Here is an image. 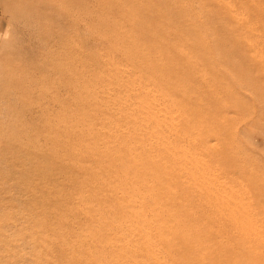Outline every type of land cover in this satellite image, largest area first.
I'll list each match as a JSON object with an SVG mask.
<instances>
[{
	"label": "rangeland",
	"instance_id": "374dc122",
	"mask_svg": "<svg viewBox=\"0 0 264 264\" xmlns=\"http://www.w3.org/2000/svg\"><path fill=\"white\" fill-rule=\"evenodd\" d=\"M110 2L81 0V32L69 30L66 36L74 38L75 50L82 56L75 62L69 55L65 62L70 72L54 74L45 86L46 95L51 93L48 98L42 97L49 106L47 119L41 116L40 108H35L34 132L26 128L27 121L20 123L18 117L28 100L16 90L26 78L40 77L27 72V62L21 57L34 28L25 15L17 14L16 9L22 5L19 0H0V264H69L67 257L75 252L84 257L77 264H90V259H97L99 264H118L124 249L129 259L140 253L150 259L143 242H149L146 246L153 247L166 264H186L170 251L188 241L177 237L168 246L159 234L161 226L178 224L194 225V231L201 235L196 242L197 248L202 245L201 250L204 244L227 249L230 243L240 242L239 247L229 250L234 255L249 254L250 250L264 253V0H179L189 10L173 28L207 31L206 41L212 45L193 47L201 40L197 37L169 40L171 55L188 56L190 71L200 72L196 79L186 77L187 89H181L178 97L166 91L167 75L154 66L161 58L151 44L140 45L148 58L141 62L120 50L126 45L115 46L117 38L108 34L110 30L136 31L143 23L131 26L111 16L101 21ZM135 2L145 7L157 3ZM173 2L165 9L167 14L177 11ZM59 6L50 12L52 27L56 28L52 32L62 25ZM133 9L125 14H136L137 8ZM72 12L78 16L76 8ZM146 22L160 24L159 19ZM176 63L185 69L183 62ZM183 96L194 100L193 109L200 108V118L185 113ZM84 105L92 108L83 109ZM216 125L223 127L222 136L212 133L218 130ZM41 130L38 147L31 154L12 141L16 137L17 142L28 143ZM170 136L174 140H169ZM167 142L179 155L186 154V158L178 157L179 161L186 160L180 165L196 180L192 183L194 197L185 194L189 183L180 171L178 179L169 183L176 187L178 196L185 194L182 202L187 207L151 201L157 195L155 184L164 179L148 175L145 167L170 165L165 156L155 153ZM141 154L149 159L128 174L133 166L129 158L138 160ZM114 167L117 176L110 175ZM168 178L170 181L171 176ZM222 191L229 203L236 204L228 216L237 218L239 211L250 217L235 226L224 227V220L214 222L212 207L202 204L197 192L210 200L215 192L223 196ZM125 207L139 213L146 223L139 226L129 217L120 218ZM67 210L80 214L73 216ZM247 230L262 233L248 240ZM139 236L149 241L134 238ZM207 252L203 251L207 264H229L235 259L233 254L228 259L213 248Z\"/></svg>",
	"mask_w": 264,
	"mask_h": 264
},
{
	"label": "bare ground",
	"instance_id": "6f19581e",
	"mask_svg": "<svg viewBox=\"0 0 264 264\" xmlns=\"http://www.w3.org/2000/svg\"><path fill=\"white\" fill-rule=\"evenodd\" d=\"M104 1H106V0H104ZM112 1L113 2H110L112 4H110L109 6H106L104 9V11L107 10L108 13L104 14L102 12L101 21L103 18L111 16L114 19H116L117 21L119 19L120 21H123V23L124 22L129 23V25H131V26H132V24H134L136 22H142L143 23L142 26L137 27V30L134 29L136 31H121L119 28L117 29L115 27L113 29H116V31L110 30L109 33L107 32L111 36L116 35L115 38H117V43H115V46L117 47V44H120V43L126 45V46H124V48L121 47L122 49H120V50H124L123 53L124 52L129 53L132 60L137 61V62H141V61L147 60L148 58H147V53H144V51H142V49L140 48V45L143 43L151 44L152 47L155 48L156 53L159 54V57L161 58V61H156L153 63L154 66L155 67L157 66L156 68H159V69H164V72L167 75L168 83L166 85V91H168L169 93H172L178 97L181 89H185V88L187 89L186 77L188 75H190L193 79H196L200 75V72L197 70L190 71V69H192V67H191L190 61L188 60L189 59L188 56H186L182 53H181V55L180 54L171 55V52H170L171 48L169 46V40L172 37H176L182 41H184V39H186L188 37H192V38L197 37V38H200L201 40L198 41L197 44H195V45L193 44V47L199 46V47L209 48V46L212 44H210V42L207 43V41H206L207 40V34H206L207 31H196V30H194L193 27L187 28V29H191V31H188L187 29H183L182 27H178V26H176V27H178L176 29L173 28V27H175V25L177 24V21L179 19L185 17V16L183 17V15H186L185 11L189 10L187 8V6H184V5L182 6L183 3H180L182 0H180V2H179V0H175V4H176L175 7H176L177 11H175L174 13H169V14H167L165 9L167 7H169L170 4L174 5L173 0H153L154 2H157V3L154 5H151V6H146V7L144 5H137L139 2L133 3V0L132 1L131 0H112ZM19 2L22 5H20L16 9L17 14L21 17H23L25 15L27 17L26 19L28 21V24L31 25L32 28H34L33 29L34 32L33 33L30 32L31 35H30L29 47L27 49H25L24 52L22 51L23 55L21 57L26 60L25 62H27V66H26L27 72L29 74H32L35 76H37L36 74H39L40 77H38V78L35 77L32 79L26 78V80L21 81L22 82L21 88L16 89V90H20L21 93H23V95L26 96L27 100H28V102L25 103L24 107L22 108V112L18 118L20 120V123L27 121V123H25L26 128L33 129V131L35 132L36 126H37V122H36L37 117L32 116V114H33L32 111L35 108H40L39 111L43 112L41 116H43L45 120L47 119L46 112L48 113L47 108L49 106L42 102V100H43L42 97L45 96L46 92H47V89L44 90L45 86L49 85V83L51 82V78L53 77L54 74H56V73L61 74V72L63 74H66L67 72H70V69L66 67L67 63L65 62L69 58V55H71V58L74 57L73 60L75 62H77V60L82 56V54H80V51H78L77 48L75 50V47L73 45V42H75L74 38H72L71 36H66V31H69V30L77 31V33L81 32L80 23L82 21L83 16L80 13V11H81L80 8L82 7V5H80V4H82V3H81V0H33V2L36 5L34 3H32L31 0H19ZM58 3H60L61 5L59 6ZM83 3H84V1H83ZM58 6L60 7V8H58V10H59V13L61 14L60 17H62V25H61V28L57 32H52L55 27L54 28L52 27V23L50 21V17H51L50 12L53 10L56 11L57 9H54V8H56ZM85 6H87V5H85ZM72 8H76L78 10V16L72 12ZM118 8L120 10V13L118 12L119 10H117ZM131 8L132 9L137 8V12L135 11L136 14H132V13L125 14V11L127 9L132 10ZM258 10H260V9L258 8ZM56 14L58 15V13H56ZM171 14H174V15H171ZM155 19L160 20V24L158 26H151L146 22V20L152 21ZM60 20H61V18H60ZM191 20H189V22ZM55 21H56L55 23H57V20H55ZM104 21H106V20L104 19ZM120 21L117 22L116 24H114V26L115 25L117 26V24L120 23ZM190 25H191V22H190ZM192 25H195V24H192ZM70 26H71V29H70ZM163 28L171 30V31H166V30L163 31ZM117 30H119V31H117ZM54 31H56V30H54ZM170 33L172 36L170 35ZM121 35H123L124 37ZM215 39H216V37H215ZM217 41H219V40H217ZM79 42H80V40H79ZM79 42H78V44H79ZM65 43H67V44H65ZM162 44H164V46H161ZM216 45H218V44L216 43ZM112 46H113V43H112ZM73 50H75V52H72ZM165 61H166V63L163 64ZM178 61H181L185 64V65H183L185 67L184 70H182L183 68L176 66L177 65L176 62H178ZM25 62H23V63L25 64ZM23 63H22V65H23ZM134 64H136V63H134ZM189 67H191V68H189ZM76 71L77 70H73V72H76ZM9 75H11V74L9 73ZM16 81H17V79H16ZM188 87L190 89V86H188ZM184 91L186 92V90H184ZM49 94L51 95L50 92L47 93V95H49ZM131 94H132V92H131ZM52 96L55 97L57 95L52 94ZM47 98H48V96H47ZM188 99H189L188 97L183 96L182 107H185V113L189 114L191 112L192 114H194L195 117H197V115H198L197 118H200V116H201L199 113L200 108L193 109L194 105H196V104L194 103V100L189 99L190 100L189 101ZM82 108L83 109H85V108L91 109L92 107L90 105H84V107H82ZM124 109H127V108H124ZM83 114H85V112ZM29 116H31L32 118H29ZM26 117H28V119ZM206 121L210 122V119L207 117ZM149 122H153V120L149 119ZM216 126L218 127V130H215V131L211 130L212 133L216 132L218 135L222 136L223 127H220L218 125H216ZM42 132H43V130L39 131L36 134V136H34L32 138V140L28 141V143H25L27 145H25L24 142H17L18 139L16 137H14L12 141H13V143H15V146L17 148H21V146H22L24 150L28 151L31 154L37 149L38 141L40 140V138L42 136ZM159 134H161V133L159 132L156 135L159 136ZM132 136L133 135L129 136L128 138H131ZM166 138H164V139H166ZM168 139L174 140L172 136H170ZM128 140L126 139L124 141L127 142ZM167 143H168V145L166 147L157 148L155 150V153L157 155L165 156V159L169 162L170 165L163 168L162 163H159V165L156 166L154 169H147L145 167V172L148 175H150V176L155 175L158 177L161 176L160 178L164 179V182L159 180V184H155L154 189L156 190L157 195L154 199L152 198L151 201H153L155 203L160 202L159 204L164 205V206H167V204H172V205L173 204H179V205H184L185 207H187V205L184 204L182 201L184 200V196L187 192L189 193V196L194 197L195 192L193 190V184H194L193 182H195L196 180L193 177L192 173L184 172L183 166L180 165V163L185 162L186 160L184 159L182 161H179L178 157L182 156V157L186 158V154L179 155L177 148H172L171 143L170 142H167ZM129 144H130V142H129ZM122 148H120V149H122ZM122 151H124V149H122ZM179 153H181V152H179ZM72 156H74V155H72ZM69 159L71 160V156ZM144 159L145 160L149 159V156L147 154H145V156L143 154H141V158L138 160H135V158H133V159L129 158L128 162L130 164H132L133 166L131 167L130 171H128V174L132 175L133 172L138 167H141V165H142L141 161ZM178 171L181 172V176L186 177L187 183H189V186H187L188 188H185V194H180V196L177 195L179 193L176 194V192H175V190H177L176 187L172 188L171 185L169 184L174 179H178V177H177ZM117 172H118V170H116L114 167L112 169V172L110 173V175H116ZM170 176H171V179L169 181L168 177H170ZM108 180H110V179H108ZM211 181H214V180H211ZM158 188H160V190ZM161 190L164 193H161L162 192ZM162 194H165L164 199H162ZM222 194H223V196L221 195V192H219V193L215 192V194H213V196H214L213 198H211L210 200L209 199L205 200L202 197V195L199 192H197V196L200 198V202L204 205H209L210 207H212L213 217H211V218L213 219L214 222L224 220L223 221L224 227L235 226L234 225L235 223L243 222L244 217H250L249 213H247V212L243 213V212H239V211L236 214L237 218L235 217V215L234 216H228V213H231L233 211L232 207H234L236 204L235 203H229L225 199L226 193L224 191H222ZM92 198H88L87 200L92 201ZM93 200L95 201L96 199L93 198ZM113 203L117 206L119 205L118 201H114ZM100 207H102V206H100ZM100 207L97 208L99 210V216H101V219H104L105 217L102 216L103 210ZM124 210H125L124 216H122L120 218L129 217V218L133 219L137 223V225H139V226L146 223V221H144L142 219V217L139 213L132 211V209H130L128 207H125ZM185 211L189 212L187 209ZM67 212H70V211L67 210ZM191 212H192V210H191ZM70 213H72L73 216H77L80 214L79 211H71ZM190 215H193V213ZM89 218H91V217H89ZM186 218H188V217H186ZM189 218L194 219V217H189ZM91 219L95 220V216H93ZM101 223L99 225H100V227L103 228ZM242 227H247V226H242ZM258 233L259 234L262 233V230H258L257 233L256 232L253 233L251 230H247L245 234H247L248 238H250L248 240H252L253 236L255 234H258ZM159 234L162 237V239L164 240L165 244L168 246H171L173 244V242L177 239V237H179V238L182 237V238H184V240L188 241V242H185L183 244H180L174 250L170 251L173 254L181 256L182 261L185 262L186 264H207L208 263V262H206L207 257L203 253V251L207 252L211 248H213V251H219L221 256L227 257L228 259H232L234 257L235 259L230 260L231 263H229V264H248V263L249 264H264V253L259 254L256 252V250H250L249 254L242 253V254H238V255H236V254L234 255L232 252L229 251V250H233L234 247H239L240 242L239 243L238 242L237 243L236 242L230 243V245H228L227 249H225L224 247H217L216 248L213 246H208L207 244H204L205 249H203V250H201L202 245H200L197 248L196 242L197 243L200 242L199 238H201V235L197 234V232L194 231V225L189 226V225H179L178 224V225H173L172 227H169L168 225H163V226H161ZM134 238L136 240L140 239L141 242L142 241H149L147 239L148 237L144 238V237L139 236V237H134ZM148 243L149 242H143V245L145 248V252H144V250H143V252L146 254H149L150 259L148 257H146L145 254H142V253H140L139 257H133V258L129 259L127 257L128 251H127V249H124L119 253L120 258L118 259L117 263L118 264H142V263L166 264L165 262L161 261L158 258L157 255L159 253H157L153 247L146 246V245H148ZM253 248L255 249V246ZM103 252H104V250L101 249L100 254L102 255ZM131 252L136 253V252H133V250H131ZM164 252L166 253V251H164ZM160 254H162V253H160ZM231 254H233L234 256ZM79 255L76 252L73 253V255H71V257H67V263H69V264L80 263L84 257L81 258V257H79ZM141 256L143 257V260H139V258ZM238 256H240V257H238ZM100 258L102 259L105 257L102 256ZM64 259L66 260L65 257H64ZM90 264H99V261H97V259H90ZM218 264H220V263H218ZM221 264H227V263L225 261H223Z\"/></svg>",
	"mask_w": 264,
	"mask_h": 264
}]
</instances>
